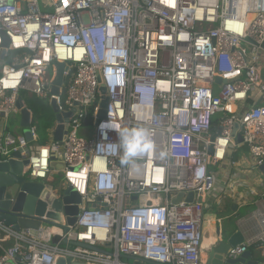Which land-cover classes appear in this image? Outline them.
Masks as SVG:
<instances>
[{
  "label": "built area",
  "instance_id": "1",
  "mask_svg": "<svg viewBox=\"0 0 264 264\" xmlns=\"http://www.w3.org/2000/svg\"><path fill=\"white\" fill-rule=\"evenodd\" d=\"M1 53L0 163L26 160L25 179L57 198L71 189L81 203L66 233L44 226L33 236L0 223L12 241H0V264H204L201 199L215 190L214 169L240 148L264 169V0H0ZM53 62L65 68L58 96ZM22 93L73 112L63 141H53L54 124L40 145L32 115L30 143L7 131ZM125 128L147 129L153 147L122 163L114 129ZM253 214L264 263V211Z\"/></svg>",
  "mask_w": 264,
  "mask_h": 264
},
{
  "label": "water",
  "instance_id": "2",
  "mask_svg": "<svg viewBox=\"0 0 264 264\" xmlns=\"http://www.w3.org/2000/svg\"><path fill=\"white\" fill-rule=\"evenodd\" d=\"M2 46L6 48L8 41L3 38ZM4 54L1 53L0 60H3ZM56 70V76L52 84L51 94L58 96V89L63 82L64 64L52 63ZM219 82V79H216ZM101 110L97 114V118L105 117V108L107 99L105 97V89L100 88ZM17 109L19 114V128L21 134L27 143L31 142L30 137V121L31 113L24 108L22 99L17 100ZM49 107L54 117L55 129L52 134L54 142H61L65 139L66 125L69 122V118L72 117L73 112L66 114H59L54 100H50ZM3 122L0 121V131L2 129ZM238 125L235 124L232 132V138H235L236 142H240V138L236 135ZM17 158L18 155H16ZM27 161L10 160L7 163H0V223L5 228L19 233L21 231H28L31 235L36 236L38 231L45 225L47 227H55L61 230L63 233L68 231V227H73L76 222V216L79 212L78 205L81 203L79 196L71 189L60 191L59 196L56 197V191L45 187L41 183L30 182L22 175V170L27 166ZM50 168L54 171H63L65 165L62 162H51ZM260 170H264L260 168ZM58 192V191H57ZM183 195H178L172 200V204H178L181 202ZM135 200V198H134ZM193 200L192 194H188L184 201L191 203ZM44 218V219H42ZM64 223V226L61 225ZM238 234H234L228 240H221L216 246H212L207 252L206 264H247V253L241 255L236 259H229L227 257V251L230 247H235L239 244L240 240ZM58 238L53 240V244L56 245ZM63 244H68L72 247H80L88 250L101 252V250L87 246L76 242H67L63 240ZM56 264H70L69 261L59 259ZM78 264V263H72Z\"/></svg>",
  "mask_w": 264,
  "mask_h": 264
},
{
  "label": "crops",
  "instance_id": "3",
  "mask_svg": "<svg viewBox=\"0 0 264 264\" xmlns=\"http://www.w3.org/2000/svg\"><path fill=\"white\" fill-rule=\"evenodd\" d=\"M230 157L229 161L214 169L215 190L201 199L205 244L202 260L206 264L207 252L212 246L238 234V245L248 244L246 263L264 264L260 251L252 243L259 231L253 213L257 208L264 211V170L252 165L243 148L237 149ZM0 241L4 248L12 245V241L5 240L1 233Z\"/></svg>",
  "mask_w": 264,
  "mask_h": 264
},
{
  "label": "clouds",
  "instance_id": "4",
  "mask_svg": "<svg viewBox=\"0 0 264 264\" xmlns=\"http://www.w3.org/2000/svg\"><path fill=\"white\" fill-rule=\"evenodd\" d=\"M118 133L120 148L123 150L122 163L129 162L152 149L150 132L145 128H125L123 130L114 129Z\"/></svg>",
  "mask_w": 264,
  "mask_h": 264
},
{
  "label": "trees",
  "instance_id": "5",
  "mask_svg": "<svg viewBox=\"0 0 264 264\" xmlns=\"http://www.w3.org/2000/svg\"><path fill=\"white\" fill-rule=\"evenodd\" d=\"M45 99H40L37 97H27L25 100V106L28 110H30L32 116H33V124L36 126L37 132L39 133V144L44 145L46 144L47 138L45 137V132L52 128L54 125L53 123L50 124L53 120L52 111L50 107H47V105L44 103ZM90 123V120L86 122L88 125ZM38 135V136H39Z\"/></svg>",
  "mask_w": 264,
  "mask_h": 264
},
{
  "label": "rangeland",
  "instance_id": "6",
  "mask_svg": "<svg viewBox=\"0 0 264 264\" xmlns=\"http://www.w3.org/2000/svg\"><path fill=\"white\" fill-rule=\"evenodd\" d=\"M0 70H1V68H0ZM20 96H21L22 100L25 102V100L27 99V96L24 93H22ZM40 99H42V98H40ZM45 100L46 101L44 103L47 105V107H49V100L48 99H45ZM52 116H53V114H52ZM19 119L20 118L18 116H14V117H11L10 119H8L6 121V129L9 133H11L13 135H20L21 134V129L19 128ZM32 120H33V116H32ZM52 123L54 124V117H53L52 122H50V124H52ZM36 132H37V129H36ZM48 132H49V129L44 133L45 137L47 138V141L49 140ZM38 135H39V133L37 132V136ZM39 137H40V135L38 136V143H39ZM51 178L53 180L52 186L54 188H56V186H58L59 176L58 175H55V176L52 175ZM45 227H47V226L45 225ZM69 248L73 249L74 247L69 246ZM125 261H128L129 264H137V262H135L133 260H125Z\"/></svg>",
  "mask_w": 264,
  "mask_h": 264
},
{
  "label": "bare ground",
  "instance_id": "7",
  "mask_svg": "<svg viewBox=\"0 0 264 264\" xmlns=\"http://www.w3.org/2000/svg\"><path fill=\"white\" fill-rule=\"evenodd\" d=\"M52 113V112H51ZM203 246H205V244H203Z\"/></svg>",
  "mask_w": 264,
  "mask_h": 264
}]
</instances>
